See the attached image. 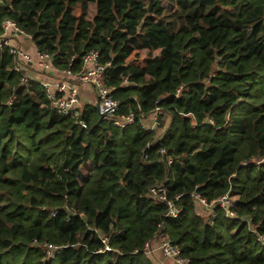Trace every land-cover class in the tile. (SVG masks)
Instances as JSON below:
<instances>
[{
    "label": "trees",
    "instance_id": "trees-1",
    "mask_svg": "<svg viewBox=\"0 0 264 264\" xmlns=\"http://www.w3.org/2000/svg\"><path fill=\"white\" fill-rule=\"evenodd\" d=\"M1 1L59 69L98 52L134 121L86 103L71 128L0 50V264H157L160 237L191 264H264V0Z\"/></svg>",
    "mask_w": 264,
    "mask_h": 264
},
{
    "label": "built area",
    "instance_id": "built-area-1",
    "mask_svg": "<svg viewBox=\"0 0 264 264\" xmlns=\"http://www.w3.org/2000/svg\"><path fill=\"white\" fill-rule=\"evenodd\" d=\"M0 26V50H7L14 57L13 71L18 74L23 84H28L32 80L37 81L50 101L52 108L59 115L71 118L79 128L89 129L87 122L82 118L83 105L81 103V95L74 83L78 82L88 84L95 92L97 96L96 109L102 120H109L117 127H123L134 121L133 113L117 114L120 111V103L111 95V89L104 81V72L109 62L101 63L98 52H87L83 56V65L79 71H72L70 68L59 69L53 64V55L36 51L35 59L30 53L24 51L18 45L11 43L13 37L26 35L14 21L4 19ZM34 69L46 73V76L40 79L33 77L31 71ZM123 82H127V78H124ZM155 119L156 117L154 118L153 127L158 124ZM168 162H171V159H168ZM150 193L158 199L165 201L168 215L176 217L181 212V208L176 205L174 200L167 199L165 188L162 185L152 186ZM192 196L207 211H211V207L202 196L196 192ZM177 198L178 196L175 197V199ZM217 202L229 212L228 207L232 204V199L228 193L220 196ZM210 215L213 217L214 212L211 211ZM259 239L264 243V235H261ZM109 249L110 247L105 245V250ZM54 250L55 247L48 245L47 252L49 255ZM143 251L151 256L155 252H159L163 259H160L157 264H167V261H170L172 264H191L181 256L179 249L172 245L166 237L146 242Z\"/></svg>",
    "mask_w": 264,
    "mask_h": 264
},
{
    "label": "crops",
    "instance_id": "crops-1",
    "mask_svg": "<svg viewBox=\"0 0 264 264\" xmlns=\"http://www.w3.org/2000/svg\"><path fill=\"white\" fill-rule=\"evenodd\" d=\"M11 43L18 45L20 48H22L24 51L30 53L36 59V48H35L32 40H31V37H29L28 35H18L16 37H13L11 40ZM32 74L36 75L38 79L46 76V73H43L37 69H34L33 71H31V75ZM74 83H75L76 87L78 88V91L81 95L82 105L84 106L86 103H88V104L91 103V104L95 105V107H96L97 96H96L95 92L93 91V89L86 83H78V82H74ZM154 118H155V115L148 117L147 122L148 123L150 122V124H148L149 126H153ZM89 167H90L89 164H85L83 166L84 172L87 171L89 169ZM155 253H157V252H155ZM158 259L160 260L163 258L160 255V257ZM168 263L171 264L170 261H167V264Z\"/></svg>",
    "mask_w": 264,
    "mask_h": 264
},
{
    "label": "rangeland",
    "instance_id": "rangeland-1",
    "mask_svg": "<svg viewBox=\"0 0 264 264\" xmlns=\"http://www.w3.org/2000/svg\"><path fill=\"white\" fill-rule=\"evenodd\" d=\"M145 58H146V55H145V52L144 51H141L140 52V61H142V62H144V60H145ZM32 76L33 77H37L36 75H34V74H32ZM90 95V94H89ZM156 258H159L160 257V254L157 252V253H155V255H154ZM171 263V262H170ZM169 264V263H168Z\"/></svg>",
    "mask_w": 264,
    "mask_h": 264
},
{
    "label": "water",
    "instance_id": "water-1",
    "mask_svg": "<svg viewBox=\"0 0 264 264\" xmlns=\"http://www.w3.org/2000/svg\"><path fill=\"white\" fill-rule=\"evenodd\" d=\"M76 126V123H72V125H71V128H73V127H75Z\"/></svg>",
    "mask_w": 264,
    "mask_h": 264
}]
</instances>
